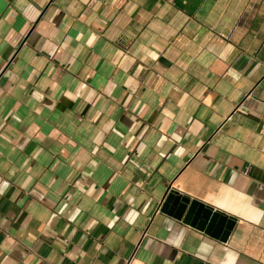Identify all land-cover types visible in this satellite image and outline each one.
<instances>
[{
	"label": "crops",
	"instance_id": "obj_1",
	"mask_svg": "<svg viewBox=\"0 0 264 264\" xmlns=\"http://www.w3.org/2000/svg\"><path fill=\"white\" fill-rule=\"evenodd\" d=\"M0 264H264V0H0Z\"/></svg>",
	"mask_w": 264,
	"mask_h": 264
},
{
	"label": "water",
	"instance_id": "obj_2",
	"mask_svg": "<svg viewBox=\"0 0 264 264\" xmlns=\"http://www.w3.org/2000/svg\"><path fill=\"white\" fill-rule=\"evenodd\" d=\"M163 210L173 213L178 218L185 216L186 221L197 212L198 217H202L203 219L199 223V226L204 228L207 233L220 238L222 241L228 240L236 225L234 217L217 211L197 200H191L172 189L166 195Z\"/></svg>",
	"mask_w": 264,
	"mask_h": 264
}]
</instances>
